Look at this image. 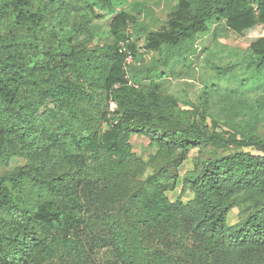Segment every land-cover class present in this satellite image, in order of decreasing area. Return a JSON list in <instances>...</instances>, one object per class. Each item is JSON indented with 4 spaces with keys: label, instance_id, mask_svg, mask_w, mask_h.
I'll list each match as a JSON object with an SVG mask.
<instances>
[{
    "label": "trees",
    "instance_id": "16d2710c",
    "mask_svg": "<svg viewBox=\"0 0 264 264\" xmlns=\"http://www.w3.org/2000/svg\"><path fill=\"white\" fill-rule=\"evenodd\" d=\"M125 3L0 0V264H264V138L218 131L206 92L184 110L159 83L219 23L235 38L216 39L264 82V0H177L144 32L161 55L148 67ZM134 135L156 147L146 161ZM206 146L256 153L196 159L181 177ZM235 206L244 216L230 225Z\"/></svg>",
    "mask_w": 264,
    "mask_h": 264
},
{
    "label": "rangeland",
    "instance_id": "374dc122",
    "mask_svg": "<svg viewBox=\"0 0 264 264\" xmlns=\"http://www.w3.org/2000/svg\"><path fill=\"white\" fill-rule=\"evenodd\" d=\"M176 2L177 0H126L125 8L135 24L131 39L136 43L137 52L141 54L139 65L151 66L156 59L161 57L157 51L147 52L143 48L144 32L161 29L165 19L175 8ZM109 19L110 16L105 15L96 23L105 28ZM139 28H143L142 31ZM216 36L235 38L234 33L227 30L223 23L217 24L210 33L198 35L194 43L195 50L189 58L190 61L174 64L171 73L159 79L161 90L164 94L176 97L180 108L184 110L202 107V95L206 92V110L209 114L206 121L209 125L215 122L218 131H231L225 124L227 122L240 129L253 126L264 138V82L261 76L253 77L251 71L245 67L246 56L241 51L220 43ZM110 41L111 38L106 37L101 43ZM226 66L228 67L226 72L216 73L218 68ZM109 108H114L112 102L109 103ZM130 143L133 151L144 161L156 149L146 137L140 135L132 136ZM237 150H249L256 153V150L248 147L193 148L180 167V176L182 177L186 171L192 169L196 159L228 154ZM19 164H22V161L16 158L8 169ZM4 169L0 167V172ZM149 172L150 169L147 168L144 176ZM180 183L175 190L166 193L170 200H174L180 193ZM191 197L192 194L186 191L182 195V200L187 201ZM243 216L242 206H235L229 211L227 222L230 225L234 224Z\"/></svg>",
    "mask_w": 264,
    "mask_h": 264
}]
</instances>
